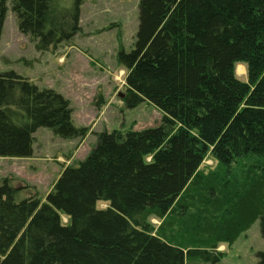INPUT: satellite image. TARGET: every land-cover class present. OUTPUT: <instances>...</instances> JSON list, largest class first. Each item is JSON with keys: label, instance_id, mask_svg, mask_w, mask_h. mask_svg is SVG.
<instances>
[{"label": "trees", "instance_id": "16d2710c", "mask_svg": "<svg viewBox=\"0 0 264 264\" xmlns=\"http://www.w3.org/2000/svg\"><path fill=\"white\" fill-rule=\"evenodd\" d=\"M84 1L11 0V10L19 32L49 50L78 33ZM138 10L133 48L117 54L122 101L152 103L160 123L95 133L44 198L17 200L4 179L0 264H217L219 244L257 220L264 238V0H139ZM71 112L56 91L0 72V157H30L39 127L83 140ZM207 152L217 166L203 175ZM256 257L264 264V248Z\"/></svg>", "mask_w": 264, "mask_h": 264}, {"label": "rangeland", "instance_id": "374dc122", "mask_svg": "<svg viewBox=\"0 0 264 264\" xmlns=\"http://www.w3.org/2000/svg\"><path fill=\"white\" fill-rule=\"evenodd\" d=\"M68 7L73 0H56ZM139 0H86L80 7V30L69 41L49 50H38L28 35L19 32L11 0L0 37V72L13 71L39 88H49L69 101L71 120L86 127L80 138L64 139L49 128L34 132L33 154L26 158L0 157V183L7 181L18 189L16 199L37 194L44 198L64 165L82 160L95 146V133L106 130H141L161 121L162 112L143 101L133 108L124 106L125 69L119 64L120 49L133 48L138 29ZM235 75L245 81L246 65L237 63ZM123 94V97L119 96ZM217 166L207 152L198 171L207 174ZM106 203H97L104 208ZM63 222L66 221L62 218ZM157 227L159 220L150 219ZM264 248L260 223L242 232L232 243H220L217 264H256ZM186 264H207L187 262Z\"/></svg>", "mask_w": 264, "mask_h": 264}, {"label": "water", "instance_id": "95a60500", "mask_svg": "<svg viewBox=\"0 0 264 264\" xmlns=\"http://www.w3.org/2000/svg\"><path fill=\"white\" fill-rule=\"evenodd\" d=\"M119 96H120V97H123V94H122V93H119Z\"/></svg>", "mask_w": 264, "mask_h": 264}]
</instances>
